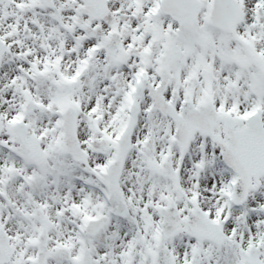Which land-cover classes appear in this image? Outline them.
Instances as JSON below:
<instances>
[{
    "label": "snow or ice",
    "instance_id": "snow-or-ice-1",
    "mask_svg": "<svg viewBox=\"0 0 264 264\" xmlns=\"http://www.w3.org/2000/svg\"><path fill=\"white\" fill-rule=\"evenodd\" d=\"M0 264H264V0H0Z\"/></svg>",
    "mask_w": 264,
    "mask_h": 264
}]
</instances>
